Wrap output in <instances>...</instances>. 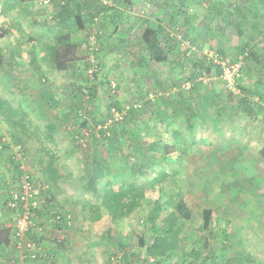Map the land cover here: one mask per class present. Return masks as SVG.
Masks as SVG:
<instances>
[{
	"label": "rangeland",
	"instance_id": "374dc122",
	"mask_svg": "<svg viewBox=\"0 0 264 264\" xmlns=\"http://www.w3.org/2000/svg\"><path fill=\"white\" fill-rule=\"evenodd\" d=\"M255 1L260 5L255 6L259 14L249 13L255 18L243 20L244 10L252 8L253 0H92L96 6L117 7L127 20L115 31L107 19L97 17L87 21L84 29L74 27L70 38L79 42L81 59L59 71L50 58V46L60 29L52 17L59 8L54 0L48 5H41L39 0H0V47L4 55L0 67V138L22 144L25 163L36 178L48 181L43 170L48 153L60 156L65 179H60V187L49 182L46 197L48 213L60 212L63 221L60 234L55 228L61 239L55 264H150L152 259L146 257L138 238L143 236L150 242L154 233L146 222L150 206L156 200L164 205L155 220L158 228L160 219L173 210L167 204L170 197L172 202L180 200V211L188 217L177 238L176 253L160 258L158 264H184L183 254L204 238L209 247L201 250L195 264H264V158L258 153L264 145V131L250 135L254 126L264 130V109L259 108L264 100L255 93H264V0ZM6 2L12 4L3 9ZM180 4L191 17L187 26L183 22L188 17L183 12L176 20L168 18ZM225 17L232 23L227 25ZM235 18L242 22L243 35ZM157 23L168 38L162 44L168 60L156 73L150 65L140 66L139 60L143 28ZM177 32L182 33L184 44L175 39ZM245 40L248 44L241 52ZM212 52L216 58L220 55L240 62L238 93L225 89L220 74L207 71L213 65ZM192 73L203 81L199 91H193L199 106L193 113L162 117L155 115L157 109L148 103L134 116L126 110L122 120L110 115L113 100L124 107L142 105L145 97L153 100L175 92L177 87L172 82L179 80L181 86L193 82L189 79ZM211 91L219 94L220 105L216 99L212 103L208 100ZM245 105L252 108L247 111ZM79 113L87 118V127L72 129V118ZM12 119L17 125L9 123ZM109 120L108 126L129 125L128 134L122 136L129 138V149L124 145L122 150H107L114 134L103 137L100 129ZM99 135L103 137L100 144L94 138ZM134 140L137 151L132 150ZM153 142L161 145L165 156L161 149H149ZM4 151L0 152V227L10 230L12 214L3 201L15 187L16 168ZM143 158L153 159V164L145 159L149 164L145 171L134 165ZM95 168L100 174L94 184L96 192L88 186V174ZM133 178L137 186L145 187V198L138 207L115 221L105 210L99 220L88 218L87 203L99 202L101 185L108 180L128 182ZM203 209L212 210L211 233L199 229ZM68 214L70 219L66 220ZM110 227L117 229L116 240H123L125 246L117 247L106 234ZM221 230L230 239L224 254L216 249ZM211 251L213 258L207 263L204 258ZM6 252L0 249V264H12L10 252Z\"/></svg>",
	"mask_w": 264,
	"mask_h": 264
},
{
	"label": "trees",
	"instance_id": "16d2710c",
	"mask_svg": "<svg viewBox=\"0 0 264 264\" xmlns=\"http://www.w3.org/2000/svg\"><path fill=\"white\" fill-rule=\"evenodd\" d=\"M51 1V0H50ZM92 0H54L55 4L59 7L57 11L55 12V15L52 16L55 23H59L60 29L55 34V43L51 45L50 47V53H51V59H52V65L55 69L59 71H65L71 67V63L80 60V56L78 54L79 52V42H75L70 38L71 30L75 27L78 29H84L86 28L87 21H92L94 18L97 17V19L100 18V21L102 19H107L108 23H111L114 27V31L117 30L119 24L122 22H125L126 16L122 12V10H119L117 7H114L112 5L102 4L101 6H96V4H93L91 2ZM126 2L128 0H125ZM252 1V0H251ZM7 4L3 6V9L6 7H9L10 2H6ZM256 1L253 0V6L249 10V8L244 10V14H246L245 17L241 18L243 20H246L248 17L255 18V14H259L256 11ZM258 5V4H257ZM260 7V5H258ZM12 7V6H11ZM92 8V9H91ZM237 9V8H236ZM255 11V12H254ZM180 12H183L184 15L189 14L187 12V9L182 4L176 6V9L174 10L173 14L168 17L169 20H176L177 16ZM249 13H253L254 16L248 15ZM233 16V13L231 12V17ZM188 17L187 20L183 22L185 26H187V23L189 25V20L191 21L190 15L186 16ZM226 20L227 25L231 24L232 21L227 19V17L223 18ZM236 24L239 28L238 32L240 35H243V30L241 29L242 22L235 18ZM144 22V20H142ZM72 23V24H71ZM145 23V22H144ZM141 51H140V66H143L144 64L150 65V68L154 70L156 73L162 71L163 67L162 64L168 60V53L163 48L162 44L168 40L167 37H165V31L162 27L161 23H157L156 26H148L145 25L143 28V31L141 33ZM175 39L176 36H175ZM243 44H241L240 50L241 52L244 51L246 45L248 44V41H242ZM93 51V50H92ZM97 54V53H96ZM251 54V53H250ZM89 53L87 56H90ZM247 55H249L247 53ZM220 56V55H219ZM86 58V56H85ZM89 59V58H88ZM4 63V55L2 48L0 47V67ZM88 63V62H87ZM91 63V62H90ZM71 64V65H70ZM194 70V69H193ZM195 71V70H194ZM207 71H211L214 75L220 74V67L216 64V68L212 65L210 67H207ZM196 72V71H195ZM190 80H193V82H189L191 85L188 89V91L184 90V86H181V82H172L173 85H176L177 89L175 92H171L169 95H161L156 96L153 100H147V97H145L143 104L139 105L138 107L129 106L124 107L123 105L118 104L117 100H113L111 102V106H114L116 111L121 112L123 110V116L125 117L127 115V111L129 110L128 114L129 116H134L136 114H133L134 112H143L145 109V104L154 105V107L157 109L155 115H161L162 117L166 114L168 115H174L176 113H181L184 111L185 114L193 113L199 106L194 101V93L193 91H199V87H201V83L203 82L196 77L194 73L190 75ZM198 80V82H197ZM185 81V80H184ZM109 83V82H108ZM183 83V82H182ZM172 87V86H170ZM169 87V88H170ZM94 90V89H92ZM261 90V89H260ZM190 92V94H185V92ZM255 93H259V96L261 99L264 100V96L261 95L260 91L255 90ZM56 96L59 97L60 101H63L62 96L60 97L59 94H56ZM200 99V97H198ZM214 99H216L217 104L220 105V98L219 94L216 93L215 96H211V93L209 94V99L212 102H214ZM213 100V101H212ZM248 101L247 99H245ZM1 102V100H0ZM201 103V105L206 104ZM252 105V104H251ZM249 108L245 105L243 108L245 110H249ZM1 108V106H0ZM259 108L264 109V105L260 104ZM73 113V112H72ZM74 114V113H73ZM78 114V113H77ZM76 115V114H74ZM112 115V112L111 114ZM113 116V115H112ZM253 116V115H252ZM73 127L76 128H83L87 127V118L79 113L78 117L73 116ZM78 118V119H77ZM128 119V118H126ZM124 121V120H123ZM129 120H126V123H128ZM61 125L64 124V121H60ZM10 124L17 125V122L13 119L9 121ZM114 124V123H113ZM21 125V123H20ZM52 129L55 128V126L52 123L47 124ZM129 126V125H128ZM128 126L124 122L122 124H112L110 126H106L105 131L110 132L114 134L113 141L110 142V144L107 146V150H122L123 146L126 145L128 149L130 148V143L126 142L127 136H122L125 134H128ZM70 128V127H69ZM68 128V129H69ZM101 130V134H103V137H106L107 134L104 132V127ZM115 131V132H114ZM119 131V132H117ZM100 132V131H99ZM117 136V137H116ZM1 137V135H0ZM103 137L100 135L98 138L94 137L96 141L99 143L102 141ZM76 138L81 139L80 135L76 136ZM118 139L120 142H118ZM103 142V141H102ZM100 144V143H99ZM137 144L138 142L136 140L133 141V151H137ZM0 145L2 148H7L5 143L1 142L0 138ZM149 149H161L163 152V155H166V151H163L161 148V145L159 143L153 142V144H148ZM96 147V146H95ZM259 155L264 158V145H262L258 150ZM48 160L46 163V166L44 167V176L48 180V182H51L52 184H55L58 179V170L56 168L55 163V155L52 153H48ZM92 156V160H94ZM146 160H150V164H153L152 158H143L142 160L135 161L134 165H137L140 170L145 171L146 169H143L144 166L149 168L148 162H145ZM7 161L9 163H13L15 165V161L12 157H8ZM17 167V164L15 168ZM99 168V167H98ZM90 174H88V186L96 192L97 188L94 185L99 174V171L95 168ZM142 171V172H143ZM17 173V169H16ZM61 169H60V177H61ZM99 195V202L98 203H87L88 208V218L92 221H96L101 219L103 215V210L107 211L112 220H118L120 218H123L127 215H129L134 208L138 207L140 205V202L142 199L145 198V187L143 186H137V181L135 178L130 179L128 182L122 181H106L105 184L101 185L98 190ZM172 197L167 199V204L172 205L173 210L167 214V216L160 219L162 223L155 227V220L159 217L161 210H163L164 205L158 202V200L155 201L154 205L150 206V211L148 215L146 216V222L149 223L154 230L153 235L151 237V240L149 243L145 242L143 236H139L138 242L140 246H144V251L146 254V257L148 259H152L150 264H158V261L162 257H171L173 253H176L177 249V238L180 234L181 227L185 224V220L187 219L186 216L182 214L180 209L182 208V203L179 199L172 202ZM5 206V201H3ZM6 207V206H5ZM188 215V214H187ZM213 221V213L211 209H203L202 210V223L199 226L200 230H204L206 232L211 233V226ZM61 224H57L56 228L62 227L60 225H63V221L60 222ZM197 229V228H195ZM116 232L117 229L114 227H110L106 230V234L113 239V241L116 243L117 247H123L126 245V243L123 240H116ZM219 239L220 242H218L216 249L219 253L224 254L226 252V249L229 245L230 239L228 238V234L225 232V230H221L219 232ZM12 241V229L9 230V228L0 227V247H3L6 251H9L11 253V248H6L7 246L10 247V243ZM219 241V240H218ZM59 244V243H58ZM58 244H56L55 247H58ZM198 244V243H197ZM192 246L190 250L183 254V263L184 264H195L197 259L201 257L202 252L201 250L207 249L209 247V244L207 243L206 239L198 244V245ZM54 247V248H55ZM209 252L204 258V260L208 263L210 260H212L213 255ZM8 255V253L6 252ZM10 255V254H9ZM118 254H115L116 258L119 259L120 257L117 256ZM249 257V255L247 256ZM10 258V256H9ZM237 258V256L235 257ZM245 259V258H244ZM128 264V263H127Z\"/></svg>",
	"mask_w": 264,
	"mask_h": 264
},
{
	"label": "built area",
	"instance_id": "2783aa9c",
	"mask_svg": "<svg viewBox=\"0 0 264 264\" xmlns=\"http://www.w3.org/2000/svg\"><path fill=\"white\" fill-rule=\"evenodd\" d=\"M39 3L48 5L50 0H39ZM175 36L181 44H184L182 33L177 32ZM210 60L215 68L216 64L219 65L220 77L225 89L232 93H238L236 78L240 70V62L235 60L230 62L229 59H222L220 56L216 58V52H212ZM190 85L189 82H186L183 86L189 88ZM110 86L113 88L115 83L112 81ZM139 105V103H134L131 106L138 107ZM110 112L115 120H122L123 110L119 112L111 108ZM110 121L102 124V127L106 128ZM106 134L109 135V132L107 131ZM1 142L7 146L4 151L6 157H12L15 166L17 164L15 187L8 191L5 200L6 209L12 214L13 222L12 241L9 247L12 249L9 255L10 263L55 264L57 255L54 247L60 243L61 239L60 236L54 235V230L57 224H60L61 217L60 212L48 213L46 197L50 190V184L31 174L25 163L27 158L21 143L13 144L5 137L1 138ZM3 149L0 145V152ZM67 219H70L69 214L66 216ZM43 241H46L48 245H43Z\"/></svg>",
	"mask_w": 264,
	"mask_h": 264
},
{
	"label": "crops",
	"instance_id": "0c3cea01",
	"mask_svg": "<svg viewBox=\"0 0 264 264\" xmlns=\"http://www.w3.org/2000/svg\"><path fill=\"white\" fill-rule=\"evenodd\" d=\"M11 17H12V16H11ZM210 93H211V96H212V97L215 96V92L211 91ZM261 94H262V93H261ZM262 96H264V93L262 94ZM263 104H264V103H263ZM263 104H262V105H263ZM253 117H254V116H253ZM263 131H264V130L260 129L259 127H257V126L255 127V126H254V127L251 129V131H250V135H253V134H254V135H255V134H261V133H263ZM55 163H56V168H57V170H58V175H59V176H58V179H57V181H56V184H58L59 187H60V179H65V178H64L65 176H64L63 172L61 171L62 175H61V177H60V169H61V168H60V156H58V155H56V154H55ZM45 166H46V165H45ZM0 175H1V174H0ZM3 178H4V177H3ZM3 178H2V179H3ZM4 181H5V180L3 179L2 182H4ZM59 191H60V189H59ZM58 200H59V198H58ZM41 216H42V214H41ZM40 218H41V217H40ZM56 229H58V228H56ZM58 232H59L58 234H60V227H59ZM54 235H56V234H55V230H54ZM42 244H43V245H48V244L46 243V241H43ZM2 248H3V247H0L1 250H2ZM55 251H56V250H55ZM3 253H5V249H3ZM56 255H57V256L60 255V252L58 251V247H57Z\"/></svg>",
	"mask_w": 264,
	"mask_h": 264
}]
</instances>
